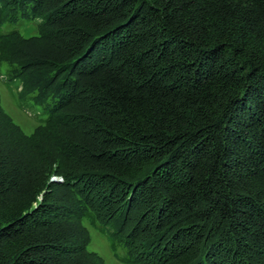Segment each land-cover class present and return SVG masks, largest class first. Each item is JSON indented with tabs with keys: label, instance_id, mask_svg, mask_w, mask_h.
Instances as JSON below:
<instances>
[{
	"label": "trees",
	"instance_id": "1",
	"mask_svg": "<svg viewBox=\"0 0 264 264\" xmlns=\"http://www.w3.org/2000/svg\"><path fill=\"white\" fill-rule=\"evenodd\" d=\"M4 49L43 118L0 95V264H106L85 219L130 264H264V0H0Z\"/></svg>",
	"mask_w": 264,
	"mask_h": 264
},
{
	"label": "rangeland",
	"instance_id": "2",
	"mask_svg": "<svg viewBox=\"0 0 264 264\" xmlns=\"http://www.w3.org/2000/svg\"><path fill=\"white\" fill-rule=\"evenodd\" d=\"M29 32H26V36ZM35 34V30L32 31ZM31 35V33L29 34ZM35 43L24 47L27 54L35 48ZM42 45H39L41 47ZM44 46V45H43ZM16 51V50H15ZM8 51L4 49L0 54L8 59H15L18 56V51ZM4 63L0 64V69L4 68ZM21 83L19 80H8L7 74L0 70V95L2 97V105L6 111L14 118V120L22 127L26 133H31L35 125L41 122L43 116L41 109L31 105L29 101H23L19 98ZM52 181L61 182L60 176L51 177ZM83 224L88 228L90 242L88 250L97 253L102 257L106 264H130L125 252L120 248H112L108 238L111 233L109 226L102 227L97 224H91L89 219H85Z\"/></svg>",
	"mask_w": 264,
	"mask_h": 264
}]
</instances>
